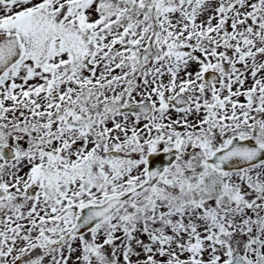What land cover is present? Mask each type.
Wrapping results in <instances>:
<instances>
[{
    "label": "snow or ice",
    "instance_id": "6c2138e0",
    "mask_svg": "<svg viewBox=\"0 0 264 264\" xmlns=\"http://www.w3.org/2000/svg\"><path fill=\"white\" fill-rule=\"evenodd\" d=\"M0 264H264V0H0Z\"/></svg>",
    "mask_w": 264,
    "mask_h": 264
}]
</instances>
